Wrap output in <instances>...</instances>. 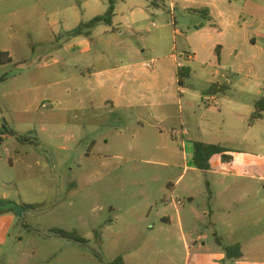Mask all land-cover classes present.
<instances>
[{
	"label": "rangeland",
	"instance_id": "rangeland-1",
	"mask_svg": "<svg viewBox=\"0 0 264 264\" xmlns=\"http://www.w3.org/2000/svg\"><path fill=\"white\" fill-rule=\"evenodd\" d=\"M109 1L0 0V54L12 60L0 61V218L12 220L0 264H110L122 253L129 254L128 264H214L218 252L225 256L211 220L214 193L210 198L205 188L214 177L188 172L178 181L186 164L181 136L174 138L164 124L140 126L149 112L170 116L178 130L181 119L192 133L209 126L199 141L257 155L251 169L264 173V121L240 124L233 117L264 96V53L249 44L239 58L225 55L218 62L210 49L213 35L198 33L207 22L194 12L208 8L209 0H119L112 25L71 35L104 15ZM247 1L244 19L256 24L264 48V0ZM82 41L89 49L81 50ZM116 67L134 73L137 101L130 109L108 106L93 114L89 100L101 90L81 76ZM178 67L192 73L183 88L175 78ZM127 79L122 75L113 85L118 89ZM211 80L231 88L219 93L221 107L203 103ZM149 104L154 107L144 108ZM116 130L135 146L131 153L117 152L111 138L110 147L91 152L95 139ZM239 180H246L250 197L252 187L261 188L259 199H242L239 211L248 216L257 205L264 228V181ZM165 197L179 202L183 233L172 205L174 220L163 225L168 232L158 223L148 228ZM197 234L205 239L196 243ZM250 256L263 261L264 242Z\"/></svg>",
	"mask_w": 264,
	"mask_h": 264
},
{
	"label": "crops",
	"instance_id": "crops-1",
	"mask_svg": "<svg viewBox=\"0 0 264 264\" xmlns=\"http://www.w3.org/2000/svg\"><path fill=\"white\" fill-rule=\"evenodd\" d=\"M247 3V0H209L206 4H204L208 8L205 7L194 10V12H196V15L202 17V19L207 22L206 24L201 25V29L198 30V33L204 31V34L206 35H213V37L210 38L211 43L213 42L210 49L213 50V53L216 56L218 62H220V60L225 55L239 58L243 54L245 47L249 44H251L252 49H259L261 53H264V48L259 46V42L256 37V27L254 26L256 24H247V21L244 19V9ZM199 11H206L211 20L199 14ZM84 49H89V44L86 41L81 42V50ZM1 54L4 55L3 61H1L2 63H4L5 60H8L9 62L12 61L11 59L6 58L5 55L7 54ZM50 64L57 66L59 62L57 59H52L50 61ZM178 68L175 72L177 85ZM87 72L88 77L83 74L81 76V79H83L84 82L88 84V86H91V83L95 82L97 84V88L101 90V95H98L89 100L88 110H90L93 114H98V111L100 110H106L108 106L112 110L117 109V107H125L130 109L134 106L137 101V99H135L136 91L134 85L132 87L130 86V82L132 80L134 84L135 78H131L134 73H132L129 68L127 69L126 67H116L113 69H105L100 71L97 69H87ZM122 75H126L128 77V81L122 83V85H120L117 89L115 88L116 85H113V82ZM210 83L212 84V86L218 83L221 84L220 82L214 80H211ZM225 85L228 86V91H230L231 88L229 87V85ZM208 91L206 92V95L209 97H207L205 101L203 100V103H207L206 105H216L217 107H221L218 102L219 93L216 95H208ZM179 96H182V92H180ZM257 96H260V91L257 93ZM210 98H214L215 102H209L208 99ZM178 101L180 102V99H178ZM159 105L162 104L159 103ZM152 107H154V104H149L148 107L144 106V108ZM253 108L247 107L245 114L241 113L239 116L233 115L234 119L240 124L248 123L252 114L255 112V106ZM86 109L87 108L84 106L83 110ZM171 119L172 118L168 115L161 118L149 112V114L144 115L141 119H139L138 124L143 128H145L144 126L147 123L150 125L154 123L153 127H158L159 124H164L174 138H177L180 134L182 139V149H184V151L182 150V154L186 160V164L183 169L184 173L179 177L178 181L184 177L185 173L188 172L195 173L196 176L198 175L196 173L204 172L205 174L214 177L212 183L205 182V188L207 189V192L208 189L210 190L211 197L214 193V198H211L209 202V206H213L215 210L214 213H211V220L214 223L213 229L222 238L225 245L232 246L235 244H240L243 251V257L235 262H229L226 259V256L218 252L216 255H214V264H219L220 261H225V259L226 264H264V260L253 261L251 260L252 256H250L251 251L260 250V248H262V243L264 242V228L260 226V223L263 221V214L262 211H260L261 208L256 205V207L250 211V214L248 216H243V214H241L239 211L240 206L243 203L242 199H259V192L261 191V188L259 189L258 187H252L253 196L250 197L246 192V180H239L251 179L257 184V186L260 182L264 181V173L259 175L257 170L251 169L252 165L255 164V162L258 163V157H256L257 155L240 151L234 152L233 154L229 153L232 156V161L229 163H224L221 159V156L217 155L211 160L210 170L201 171L197 169L194 164V143L202 142L199 141V138L203 136L202 131L204 129L205 131L206 129L210 130V127L206 125L203 126V124L198 125L196 134L188 131L183 127L184 124L182 122V119L180 123L182 129H176L177 123L173 122V120ZM263 121L264 118L260 122ZM231 129H233V127L229 126L228 130L231 131ZM162 131L163 129L159 127V132ZM95 132H97V130H94V133ZM116 132L117 133L115 135H102L99 136L98 139H95L90 146L91 152L93 154H96L102 151L103 148H100L101 144L105 145L106 148L110 147L112 139L117 152L131 153L134 150L135 146L133 147L127 143L124 133L119 132L118 130H116ZM190 136H194L195 139H193L192 142L190 141V143H188V141H185L184 138ZM172 143L175 144L176 141H173ZM157 149L159 150L162 148H160V146L158 145ZM187 149L189 150L188 153H186ZM189 154L190 157H188ZM117 158L124 159V157L122 156H117ZM161 164L165 167L172 166L169 163L165 162ZM262 169L263 164L261 165V171ZM197 177H199V175ZM230 178H234V180ZM238 196H242V198H238ZM169 200L170 202L167 201V197L164 198L165 206H162V208L158 210L156 217L153 218V221H151L152 224L148 225V228L154 231L156 224L158 223L161 231L168 232V230L165 229L163 225L171 224L174 220V215L171 211H169L170 208L168 206L170 205L171 207L172 205V207L176 210L178 227L183 233L184 224L182 223V218L178 210L179 202L175 201L174 198H171ZM258 202L259 201H257L256 204H258ZM261 203L264 202L261 200ZM249 218H251L252 223H248ZM11 224L12 220L9 217H4V219L2 217L0 218V246H4L6 244L9 237ZM196 233H198L197 228ZM204 239L205 235L199 234L197 236L196 243L202 242ZM119 256H122L125 264H128L129 254L122 253Z\"/></svg>",
	"mask_w": 264,
	"mask_h": 264
},
{
	"label": "trees",
	"instance_id": "trees-1",
	"mask_svg": "<svg viewBox=\"0 0 264 264\" xmlns=\"http://www.w3.org/2000/svg\"><path fill=\"white\" fill-rule=\"evenodd\" d=\"M119 0H110L109 1V7L107 12L102 15L95 17L88 23H82L78 28L73 30L71 32V35L78 36L83 34L84 32H88L91 29L95 28L99 24L103 23L106 25H112V21L115 17V9L117 2ZM196 13V12H195ZM199 14L202 16H205L206 18L210 19L208 16V13L205 11H199ZM3 54H0V61H3ZM191 77V69L189 67H179L177 70V80H178V86L179 87H184L185 85V80L189 79ZM228 91V86L225 84H215L213 85L209 91L208 95H216L221 92H226ZM264 118V97L259 99L256 104H255V112L252 114L250 118V123L251 125L263 120ZM230 151L227 149L223 148L220 145H214V144H208L205 142H195L194 143V164L197 167V169L201 171H208L211 168V159L214 156H221V159L224 163H229L232 161V156L229 154ZM209 192V197L211 198V192L208 189ZM57 235L74 240L77 242H85L82 240L80 237L77 236L76 233H67L64 231H56L55 232ZM216 242L220 249L223 250L225 253L226 259L229 262H235L237 260H240L243 257V251H242V246L240 244H235L232 246L225 245L220 238H216ZM110 264H125L124 259L122 256L116 257Z\"/></svg>",
	"mask_w": 264,
	"mask_h": 264
},
{
	"label": "built area",
	"instance_id": "built-area-1",
	"mask_svg": "<svg viewBox=\"0 0 264 264\" xmlns=\"http://www.w3.org/2000/svg\"><path fill=\"white\" fill-rule=\"evenodd\" d=\"M208 101L209 102H215V99L214 98H210V99H208ZM44 107H46V105H43ZM175 133V132H174ZM174 135H176V134H174Z\"/></svg>",
	"mask_w": 264,
	"mask_h": 264
}]
</instances>
